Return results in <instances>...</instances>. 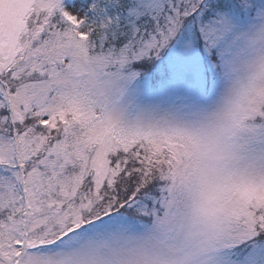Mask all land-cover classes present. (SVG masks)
Returning a JSON list of instances; mask_svg holds the SVG:
<instances>
[{
    "label": "snow or ice",
    "instance_id": "6c2138e0",
    "mask_svg": "<svg viewBox=\"0 0 264 264\" xmlns=\"http://www.w3.org/2000/svg\"><path fill=\"white\" fill-rule=\"evenodd\" d=\"M0 264H264V0H0Z\"/></svg>",
    "mask_w": 264,
    "mask_h": 264
}]
</instances>
